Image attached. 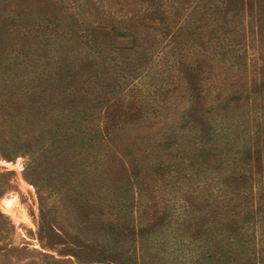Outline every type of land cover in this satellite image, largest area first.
<instances>
[{"label": "rangeland", "instance_id": "1", "mask_svg": "<svg viewBox=\"0 0 264 264\" xmlns=\"http://www.w3.org/2000/svg\"><path fill=\"white\" fill-rule=\"evenodd\" d=\"M260 1L0 0V264H264L253 180L226 238L211 188L147 153L194 101L215 128L264 114ZM115 111L137 162L97 131Z\"/></svg>", "mask_w": 264, "mask_h": 264}, {"label": "trees", "instance_id": "2", "mask_svg": "<svg viewBox=\"0 0 264 264\" xmlns=\"http://www.w3.org/2000/svg\"><path fill=\"white\" fill-rule=\"evenodd\" d=\"M238 1L244 3L245 0H236L237 3ZM257 2L261 1L249 0L248 5H252V14H257L255 10ZM231 3H233V0H224L226 8ZM11 19H6L4 22L7 23ZM98 33H102V31H98ZM220 93L215 95H219ZM257 93L252 92L251 96L248 95V92H243L242 94L249 101L252 95ZM235 97H237L236 92H224L220 97H213L211 103H209V110H227L230 102L234 100L232 98ZM196 103L197 101H194L192 106H189L180 113L179 121L184 124L183 127L158 129L159 135L162 137L152 142V144H148L150 147L147 148L149 149L147 153L155 152L157 157L153 158L148 165L150 167H164L165 164L161 162L162 156H166L168 153V156H172V153L175 154L177 157L176 162L169 166H176L182 170H190L192 173L191 179L195 178V184L203 186L207 190L211 188V193L207 194L206 198H209L212 203H217L220 206L221 209L216 211V213L221 216L223 236L228 238L232 235L231 231H234L232 230V226L234 224L238 226V221L242 223L247 215V213L243 214L237 210V205L242 202L241 194L243 191L240 190L244 189L248 181L251 182L253 180V185L264 191V175L262 170L257 169L261 164L264 166V114L260 116L259 120L247 118L249 121L242 120L241 122H235L234 118H231L234 121L222 119V124L218 128H215L212 126L216 124L214 118L211 117L212 113H203L202 109H198V103ZM124 113L125 115L121 114V116H119L120 112L117 111L109 114L106 118L108 122L105 128L102 131L97 129V131L103 137L104 134H109L111 139L107 140L111 141V145L121 134H124L127 138H120L119 144H114L132 155L131 161L137 162L133 149L136 144H140L144 139L139 138L137 142L135 140L136 136L130 138L128 137V133L124 132L128 131L127 128L119 127L117 119L120 117L127 118L129 115L126 112ZM134 113L136 114H131L132 116L128 117V119L132 120L134 116L137 119L141 117L139 115L140 110L136 109ZM206 117L209 118L207 119ZM255 121L256 125L252 130L244 127L245 122L251 124ZM184 127L188 128L187 132L175 134L177 129L183 130ZM172 141L173 143H171ZM177 147L181 149L177 150ZM139 163H141V159L138 161ZM246 179L247 182H245ZM192 198L196 201L200 200L201 197L196 194ZM201 200H205V197L201 198ZM236 241H232L229 245L232 251H237L233 246Z\"/></svg>", "mask_w": 264, "mask_h": 264}]
</instances>
